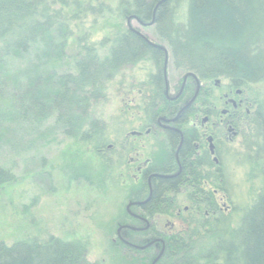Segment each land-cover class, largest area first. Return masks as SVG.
Wrapping results in <instances>:
<instances>
[{
  "label": "trees",
  "instance_id": "obj_1",
  "mask_svg": "<svg viewBox=\"0 0 264 264\" xmlns=\"http://www.w3.org/2000/svg\"><path fill=\"white\" fill-rule=\"evenodd\" d=\"M172 1L157 7L153 27L168 46L174 66L205 79L223 77L233 87L248 88L264 79V0H184L181 18L169 9ZM59 2L61 8L53 9L50 0H0V149L15 148L23 136H28L27 145L32 143L34 136L39 137L36 127L48 118L74 145L92 143L95 150L104 148L106 129L92 117L91 108L103 97L105 85L120 70L143 60L151 59L160 67L163 52L124 23L130 15L149 21L156 0L118 4L105 55L82 41H75V54L68 49L70 18H77L71 12L80 13L82 6L78 0ZM149 86L147 105L153 113L160 101V80L153 77ZM252 101L254 110L246 125L260 140L247 149L250 172L261 177L262 186L239 225L227 228L218 215L215 225L206 220L198 232L210 235L211 241L183 242L178 248L175 244L171 249L176 253L170 256L175 264H197L199 260L203 261L199 264H264V97ZM37 141L43 144L45 138ZM72 154L66 163L70 176L81 158L78 152ZM101 163L112 172L111 159ZM11 177L0 167V185ZM88 177L93 179L90 172ZM163 187L159 181L155 194ZM204 203L209 207V199ZM85 246L80 240L55 236L8 246L0 243V264H100L87 260Z\"/></svg>",
  "mask_w": 264,
  "mask_h": 264
},
{
  "label": "rangeland",
  "instance_id": "obj_2",
  "mask_svg": "<svg viewBox=\"0 0 264 264\" xmlns=\"http://www.w3.org/2000/svg\"><path fill=\"white\" fill-rule=\"evenodd\" d=\"M121 1L125 3L131 0H78L82 7L78 10L80 13L71 12V16L77 18H70L72 37L69 39L68 49L75 54L76 43L82 41L85 46L100 49V53L105 55V50L109 48V32L117 22L116 8ZM50 2L53 9L61 8L59 0ZM69 2L72 0H68ZM89 4H92L93 10L88 9ZM169 9L181 18L185 12V1L173 0ZM64 10L69 11L70 8L66 7ZM124 20L127 26L128 21ZM130 25L150 41L163 43L169 50L153 25L145 27L134 19L130 21ZM159 68L151 59L143 60L120 70L105 85L103 97L91 108L92 117L106 129L103 153L98 151L103 147L95 150L92 143L74 145V140L58 131L52 118L40 122L36 127L38 138H45L43 144L34 136L35 140L27 145L25 140L28 136H23L22 141H16L20 143L15 148L10 146L0 149V167L12 175L9 182L0 185V243L8 246L17 241H42L49 236L80 240L86 245L87 260L100 264H126L128 250L112 242L118 226L116 222L124 214L128 196V184H124L125 180L119 175L122 160L119 161L121 158L115 151L123 139H126L129 146V139H139L136 132L146 128L151 118V108L147 105L149 82ZM183 72L185 71L170 63L167 77L171 87ZM227 82V79L221 78V84ZM211 88H214L212 83ZM243 89L249 97L262 98L264 79ZM214 91L218 96L220 91L217 88ZM253 109L252 105L251 110ZM147 110L150 116H147ZM141 139L145 140L149 154L162 151L164 141H160L155 135L144 134ZM259 140L260 137L246 124L233 141L218 138V142L223 144V150H220V159L216 165L215 210L216 219L222 215L220 224L227 228L240 224L262 186L261 177L250 172L247 149ZM76 152L81 158L70 176L71 171H68L66 163L73 157L72 153ZM130 155L125 151L123 161H128ZM107 157L113 162L111 173L108 172V167L106 169V164L101 163ZM97 160L102 161L97 163ZM83 166H90V170ZM89 172L93 179L88 177ZM183 199L186 200L185 197ZM181 204H187V201ZM200 217L202 220L205 218L202 214ZM201 235L208 236L206 233ZM209 239L211 241L212 237L206 241ZM199 263L203 261L199 260L197 264Z\"/></svg>",
  "mask_w": 264,
  "mask_h": 264
},
{
  "label": "flooded vegetation",
  "instance_id": "obj_3",
  "mask_svg": "<svg viewBox=\"0 0 264 264\" xmlns=\"http://www.w3.org/2000/svg\"><path fill=\"white\" fill-rule=\"evenodd\" d=\"M170 63L169 53L166 78L163 61L154 76L162 82L161 96L146 128L136 132L139 139H129V146L123 139L115 151L122 160L119 175L128 184V196L112 242L128 250L126 264H175L170 261L175 244L178 248L183 242L210 238L198 232L206 220L211 225L216 222V165L223 150L218 138L233 141L253 112L252 97L229 81L221 84V78L205 79L185 70L171 87L167 77ZM188 72L196 77L186 76ZM211 83L220 91L218 96ZM144 134L164 141L162 151L149 154L141 139ZM104 148L98 151L103 153ZM125 151L131 153L128 161H123ZM159 181L164 187L155 194Z\"/></svg>",
  "mask_w": 264,
  "mask_h": 264
},
{
  "label": "water",
  "instance_id": "obj_4",
  "mask_svg": "<svg viewBox=\"0 0 264 264\" xmlns=\"http://www.w3.org/2000/svg\"><path fill=\"white\" fill-rule=\"evenodd\" d=\"M164 1L166 0H157L154 8H153V12H152V16H151V19L149 21H143L140 17L136 16V15H130L128 18H127V21H128V24H129V29L135 33L137 36L141 37L149 46H151L152 48H155V49H158V50H161L163 52V70H164V76L166 78V67H167V63H168V60H169V51L167 50L166 46L163 45V43H155L153 41H150L149 39L146 38V36L144 34H142L140 31L136 30V28L132 27L130 25V21L132 19L136 20L139 24H141L142 26H150V25H153L154 24V21H155V17H156V9L157 7L162 4ZM165 55V56H164ZM187 75H191V76H194V73L192 72H188L186 73V76ZM189 104V102L187 104H185L184 107H186L187 105ZM157 176L159 177H164V175H160L158 174Z\"/></svg>",
  "mask_w": 264,
  "mask_h": 264
}]
</instances>
